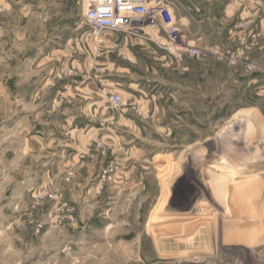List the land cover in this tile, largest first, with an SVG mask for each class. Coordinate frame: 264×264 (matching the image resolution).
I'll use <instances>...</instances> for the list:
<instances>
[{"label":"rangeland","instance_id":"rangeland-1","mask_svg":"<svg viewBox=\"0 0 264 264\" xmlns=\"http://www.w3.org/2000/svg\"><path fill=\"white\" fill-rule=\"evenodd\" d=\"M163 1L0 0V264H264V0Z\"/></svg>","mask_w":264,"mask_h":264},{"label":"built area","instance_id":"built-area-1","mask_svg":"<svg viewBox=\"0 0 264 264\" xmlns=\"http://www.w3.org/2000/svg\"><path fill=\"white\" fill-rule=\"evenodd\" d=\"M83 20L99 42L106 31L142 33L160 23L169 34L176 30L172 11L163 0H83ZM110 100L117 105L121 98L113 95Z\"/></svg>","mask_w":264,"mask_h":264},{"label":"crops","instance_id":"crops-1","mask_svg":"<svg viewBox=\"0 0 264 264\" xmlns=\"http://www.w3.org/2000/svg\"><path fill=\"white\" fill-rule=\"evenodd\" d=\"M3 6L5 7V6H7L6 4H3ZM43 23V20L40 18V19H38V21H36V23ZM37 34H35V39H48V37H46L45 36V38L44 37H42V32H38V36H36ZM2 37H3V39H4V37L6 38L7 37V39H9V37L7 36V34H6V32L5 31H3V33H2V35H1ZM31 37H32V34L30 35ZM40 36V37H39ZM31 37H29V38H31ZM38 37V38H37ZM55 38H49L51 41H53V39H58V38H60V37H56V36H54ZM55 41V40H54ZM47 44L49 43V42H46ZM61 51H63V50H61ZM9 102V101H8ZM7 102V103H8ZM3 105H4V103H3ZM8 105V104H7ZM12 124V119H11V116H9V118H5V119H3L2 121H1V123H0V134H3V132H10V130L9 131H7L8 130V128L10 127V125ZM20 126H21V124H20ZM19 126V127H20ZM24 128V127H23ZM21 135V134H20ZM25 138V137H24ZM24 138H22L23 140H24Z\"/></svg>","mask_w":264,"mask_h":264},{"label":"bare ground","instance_id":"bare-ground-1","mask_svg":"<svg viewBox=\"0 0 264 264\" xmlns=\"http://www.w3.org/2000/svg\"><path fill=\"white\" fill-rule=\"evenodd\" d=\"M262 154V153H261ZM198 260V259H197ZM191 262V261H190Z\"/></svg>","mask_w":264,"mask_h":264}]
</instances>
